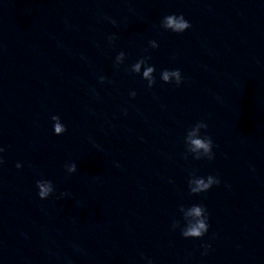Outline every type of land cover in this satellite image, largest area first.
<instances>
[{
	"label": "water",
	"instance_id": "water-1",
	"mask_svg": "<svg viewBox=\"0 0 264 264\" xmlns=\"http://www.w3.org/2000/svg\"><path fill=\"white\" fill-rule=\"evenodd\" d=\"M198 122L212 160L185 159ZM0 147V264H264V0H0ZM192 172L220 184L193 195ZM193 204L202 238L181 234Z\"/></svg>",
	"mask_w": 264,
	"mask_h": 264
},
{
	"label": "clouds",
	"instance_id": "clouds-1",
	"mask_svg": "<svg viewBox=\"0 0 264 264\" xmlns=\"http://www.w3.org/2000/svg\"><path fill=\"white\" fill-rule=\"evenodd\" d=\"M115 23V21H113ZM165 31H172L174 33H183L185 30L191 27L189 21L181 14L179 16L175 14L167 15L163 18L160 25ZM115 36H109V42L115 40ZM150 46L155 49L158 47L155 41H149ZM151 57H143L139 59L135 64L132 65L131 71L136 74L141 73L143 66L142 78L148 82V88L151 89L156 83L154 72L156 71L154 66H149L147 61ZM125 59V53L120 52L116 58V66L119 67L122 64V61ZM105 77H100V82L103 83ZM161 80L165 83L175 82L179 86L183 80L181 71L179 69L175 70H163L161 72ZM130 95L134 98L136 92L132 91ZM126 114V113H125ZM53 121L54 133L56 135H62L66 132L65 125L61 122V119L58 115H53L51 117ZM207 124L203 122H198L193 125L187 132L184 142L186 145L185 159H187L188 154H191L194 159L200 160L207 158L208 160L214 159L213 154V141L210 136H201V130L207 129ZM5 149L0 147V153L4 152ZM4 161L0 158V164H3ZM16 167L21 168V164L17 163ZM65 169L69 174H73L77 171V165L75 163H70L65 165ZM220 179L218 176L209 175L206 178L196 176L195 172L190 173V179L188 181V188L191 194L199 195L201 193L207 192L214 185H219ZM36 187L38 188V196L40 199H47L54 192L53 184L50 180H38L36 182ZM68 195V193H61L60 197ZM180 213L183 216L184 226L181 228L179 221L173 222V229L181 228V234L184 238H202L209 229L208 223V213L207 209L203 204H193L190 207L180 205ZM205 248L210 247V245H204ZM206 254V253H205ZM148 264H152V261L149 260Z\"/></svg>",
	"mask_w": 264,
	"mask_h": 264
}]
</instances>
